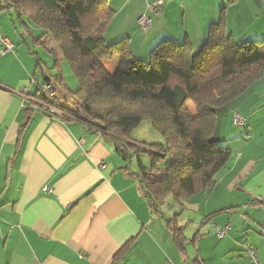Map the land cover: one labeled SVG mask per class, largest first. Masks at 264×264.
Segmentation results:
<instances>
[{
    "label": "crops",
    "instance_id": "crops-1",
    "mask_svg": "<svg viewBox=\"0 0 264 264\" xmlns=\"http://www.w3.org/2000/svg\"><path fill=\"white\" fill-rule=\"evenodd\" d=\"M151 1H162L157 15L134 0H109L113 21L121 14L150 20L139 60L165 41L187 39L201 49L222 16L237 45L264 41V0ZM0 33L14 47L0 55V264H250L243 245L264 264V76L216 109L212 141L232 156L212 186L185 203L178 249L113 148L85 123L41 110L34 98L45 83L39 53L25 51L12 28ZM235 113L243 126L233 125ZM225 226L227 236L217 239Z\"/></svg>",
    "mask_w": 264,
    "mask_h": 264
},
{
    "label": "trees",
    "instance_id": "trees-1",
    "mask_svg": "<svg viewBox=\"0 0 264 264\" xmlns=\"http://www.w3.org/2000/svg\"><path fill=\"white\" fill-rule=\"evenodd\" d=\"M8 1L0 4V13L11 9L23 29L29 24L41 31L32 37L33 44L52 56L53 66L51 74H42L38 59L36 68L56 94L60 117L85 123L113 148L154 215L163 218L161 209L169 201L181 213L186 202L212 186L232 156L228 148L212 141L216 109L264 76V41L237 45L222 16L210 25L198 53L187 39L165 41L142 61L134 57L129 39L105 44L115 16L109 0ZM112 61L116 68L110 74L105 64ZM62 63L77 81L74 91L62 82ZM41 86L34 94L38 101L45 100ZM143 121L151 122L163 143L132 140ZM142 156L148 157L149 167ZM180 213L165 220L178 249L184 241L177 222Z\"/></svg>",
    "mask_w": 264,
    "mask_h": 264
},
{
    "label": "rangeland",
    "instance_id": "rangeland-1",
    "mask_svg": "<svg viewBox=\"0 0 264 264\" xmlns=\"http://www.w3.org/2000/svg\"><path fill=\"white\" fill-rule=\"evenodd\" d=\"M122 1H126V0H119L118 4H121ZM134 1L138 5L139 3L141 4V6L143 5V7L145 8L144 10L146 12L144 13L145 15L149 14L148 6L152 3L151 0H148V1L141 0V2H138V0H134ZM153 2H156V1H153ZM133 4L135 3L132 2V5ZM120 10L121 9L118 8V11ZM124 16L125 14H121L118 18H116L115 21H112V24L109 25L110 27L108 26L105 36H104V41L106 45H111L115 42H118L119 40H122L125 37L128 38L134 50V53H133L134 57L138 59V57L141 56V53L143 52L142 50L144 48L142 47V42L143 40L145 41L146 39H149L148 36L150 35L151 27L150 29L144 32L136 21L138 18L132 19L130 15L124 18ZM14 27L17 29L18 32L14 29ZM2 28H9V29L12 28L14 32H16V36L19 38V44L21 45V47H23L25 51H27V48H28L31 52H34V51L38 52L40 56L39 57L40 60H42L46 64V67H45L47 69L46 71L51 74L52 72L51 68L53 66L52 56H50L45 50H43V48L37 47L33 44L32 36L33 37L37 36L35 31H38L36 27L34 28V32L32 31L33 32L32 33L33 35H32L26 32L24 29H21V25L18 22L14 13H10V11H4V12H1L0 14V31ZM23 39L25 40L24 42H22ZM194 50H195L194 54H196L198 53L200 49L198 50L194 49ZM145 58L146 59H144V61L148 60V57H145ZM115 64H116L115 61L106 63V69L110 74L114 73L115 68H113L112 65H115ZM60 69H61V76L63 78L62 82L64 83L67 89L74 90L77 86V81L73 77L68 64L62 63L60 65ZM188 107H189V110L192 113H194L195 109L193 108V106L189 104ZM233 120H234V114H233ZM233 125H234V122H233ZM132 140L134 142H138L141 144L163 143L162 137L158 133L155 132V130L152 127L151 122L149 121H143L142 124L134 130V132L132 133ZM141 160H142V163L146 167H149V159L147 156H142ZM168 203L169 204L165 205L161 209L164 221L170 220L175 214L180 213V210L176 204H174L171 201H169ZM184 224H186V226H184ZM184 224H182V226L186 228L187 233H190V228L188 226L187 220Z\"/></svg>",
    "mask_w": 264,
    "mask_h": 264
},
{
    "label": "built area",
    "instance_id": "built-area-1",
    "mask_svg": "<svg viewBox=\"0 0 264 264\" xmlns=\"http://www.w3.org/2000/svg\"><path fill=\"white\" fill-rule=\"evenodd\" d=\"M0 4L1 5H8L9 1L8 0H0ZM161 5H162V1L152 2L148 6L149 13L151 15H157L159 12V7ZM137 23L144 32L147 31L148 29H150V27H151L150 20L148 18H146L145 16L138 18ZM0 46L2 47L1 51H0L1 56H4L8 53L14 52L13 45L1 33H0ZM40 91H41L40 92L41 95L45 99L44 101H38V100L36 101L39 104L41 110L50 116H60V112L57 109V102L55 99L56 94L53 91L51 85L46 84V83L43 84L41 86ZM19 94L26 99L29 95L26 90L21 91ZM233 122H234V125L236 127H240V126L244 125L245 121L241 115L234 114ZM229 230H230L229 226H225L223 228L217 229L216 230L217 239L221 240L224 237H226ZM242 249H243V253H244L245 257L249 260L250 264H261L257 253L250 246L243 245Z\"/></svg>",
    "mask_w": 264,
    "mask_h": 264
}]
</instances>
